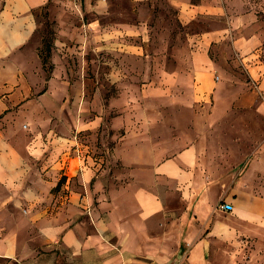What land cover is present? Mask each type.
<instances>
[{
  "label": "crops",
  "instance_id": "1",
  "mask_svg": "<svg viewBox=\"0 0 264 264\" xmlns=\"http://www.w3.org/2000/svg\"><path fill=\"white\" fill-rule=\"evenodd\" d=\"M24 2L30 10L41 1ZM175 2L183 15L192 9ZM145 22L141 45L128 46L137 53L147 51L149 37L162 31ZM257 40L254 35L247 41ZM169 53L164 47L160 56ZM165 58H142L160 75L149 70L135 81L126 76L138 91H131V105L114 110L110 163L97 171L81 163L72 129L41 132L32 124L24 131L16 120L8 125L12 115L5 114L0 264H54L61 254L78 264H151L147 258L214 264L223 244L264 241V185L256 180L264 171V135L258 134L263 126L228 121L221 109L208 106V99L221 94L200 56L178 60L185 70L168 69ZM123 78L114 82L124 93ZM58 79H48L40 98L51 114L72 113L69 99L80 94L69 78L58 89ZM17 99L1 98L0 110ZM223 201L232 209L220 208ZM154 224L161 233H153ZM169 241L173 250L149 247ZM262 256L252 253L249 263L264 264Z\"/></svg>",
  "mask_w": 264,
  "mask_h": 264
},
{
  "label": "rangeland",
  "instance_id": "2",
  "mask_svg": "<svg viewBox=\"0 0 264 264\" xmlns=\"http://www.w3.org/2000/svg\"><path fill=\"white\" fill-rule=\"evenodd\" d=\"M24 1L0 0V99L18 98L0 110V128L9 112L12 118L6 123L16 120L24 131L32 124L41 132L72 129L81 163L97 171L110 163L114 110L131 105L129 95L138 91L126 76L135 81L136 74L159 71L146 66L142 58L168 57V69L185 70L188 67H180L178 60L198 56L207 63L214 88L221 94L208 99V106L221 109L228 121L264 128V0H179L192 8L185 15L175 0H40L30 10L24 9ZM144 22L162 31L154 39L149 37L147 51L137 53L128 46L141 45L139 30ZM254 35L257 42L248 44ZM47 46L51 55L44 66ZM164 47L169 56H160ZM54 75L59 78L58 89L64 85L61 80L69 78L80 94L69 99L72 113L62 109L51 114L40 98ZM115 76L125 77L124 93ZM80 121L87 124L84 129ZM258 134L264 135V130ZM256 180L264 185V171ZM151 230L161 233L162 228L154 224ZM149 247L173 250L175 244ZM254 252L263 253L264 260V241L223 244L213 263L250 264ZM146 261L176 264V259ZM54 264H78V260L61 254Z\"/></svg>",
  "mask_w": 264,
  "mask_h": 264
},
{
  "label": "built area",
  "instance_id": "3",
  "mask_svg": "<svg viewBox=\"0 0 264 264\" xmlns=\"http://www.w3.org/2000/svg\"><path fill=\"white\" fill-rule=\"evenodd\" d=\"M218 206L220 208H223L224 210H230V209H232V204L230 202H226V201L220 202L218 204Z\"/></svg>",
  "mask_w": 264,
  "mask_h": 264
},
{
  "label": "trees",
  "instance_id": "4",
  "mask_svg": "<svg viewBox=\"0 0 264 264\" xmlns=\"http://www.w3.org/2000/svg\"><path fill=\"white\" fill-rule=\"evenodd\" d=\"M51 55V46H47V55L46 57H44L43 59V64L44 66L47 64V62L49 61V56Z\"/></svg>",
  "mask_w": 264,
  "mask_h": 264
}]
</instances>
